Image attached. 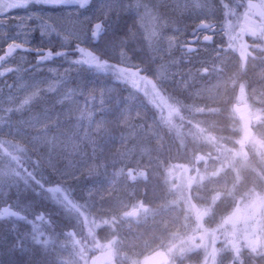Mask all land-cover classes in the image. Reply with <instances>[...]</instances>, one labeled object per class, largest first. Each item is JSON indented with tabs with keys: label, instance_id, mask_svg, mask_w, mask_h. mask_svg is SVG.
Listing matches in <instances>:
<instances>
[{
	"label": "rangeland",
	"instance_id": "1",
	"mask_svg": "<svg viewBox=\"0 0 264 264\" xmlns=\"http://www.w3.org/2000/svg\"><path fill=\"white\" fill-rule=\"evenodd\" d=\"M254 2H259V5L245 0L242 8L243 13H251V18L243 20L236 17L229 22L223 15L229 11L239 13L237 0L235 3L233 0H113L111 11L104 20L108 26L106 31L97 38L99 43L94 41L87 50L92 55H104L117 65L112 66L104 60L98 62L104 65L103 69L82 71L71 61H65L67 65H56L41 60V64L33 66L30 56V65L23 70V56L13 57L10 62L16 64L15 71L7 72L9 68H6L0 78L3 82L0 85V136L20 149L30 150L37 159V173H42L41 177L49 187L68 190L57 199V207L52 205L53 209L50 208L56 217L62 221L69 219L68 215L72 213L62 211L67 206L72 212L80 210V214H89L94 226L96 223L97 227L99 224L102 227L103 218L109 215L114 219L107 230L109 234L111 232L116 249L123 252L124 262L141 264L133 233L127 240L130 249H124V227L132 225L127 219L134 202L131 194L137 191L141 198L147 199L142 198L145 204L152 203L153 196L162 197V204L158 207L172 204L178 209L177 199H170L174 196L166 195L162 187L164 181H171L168 184L170 190L176 183L184 182L190 169L187 165L195 157L203 174L198 175L200 171L194 169V174L190 171L188 178L216 176L220 178L219 189L223 192L233 182L238 204L235 221L239 225L245 220L251 221L255 238L253 248L264 250L260 238L264 230V192L261 191L259 174L242 161L233 162L232 169L221 168L225 159L223 154L232 147L231 143L218 142L211 151L208 143L196 154L193 149L187 150L186 159L182 157L185 152L176 146L174 155L182 161L173 162L164 147L161 122L174 110L169 109L165 113L167 102L157 88L162 83L165 89L179 94L178 99L208 124L205 118H213L212 115L219 110L230 117L235 111L247 112V105L234 103L233 87L248 73L246 76L252 82L251 99L260 107L250 112L254 120L251 126L263 133L260 142L264 141V43L262 50H258L256 58L250 62L248 71L235 64L236 55L226 52L213 54L210 52L212 46L207 43L197 53L185 48L186 31L197 27L193 20L187 22L185 19L207 15L213 16L220 28L225 29L222 35L236 31L241 39L247 34L250 41L264 42V0ZM46 11L42 20H27L22 11L19 16L11 14L12 18L5 19L0 27V49L12 41L9 39L11 36L16 37L13 41L22 40L33 50L67 48L77 44L76 37L82 36L89 27L85 17L77 18L76 12ZM21 18H24V27H16ZM41 23L48 29L41 28ZM80 45L86 47L85 44ZM37 59L40 60L39 57ZM11 75L15 79L8 83ZM224 117L222 122H228ZM234 131V128L229 131L230 138L234 137ZM129 167L136 173L143 168L148 170L146 182L141 175L138 186H129ZM153 191L156 192L154 195ZM28 195L29 189L23 182L12 180L8 183L0 176V200L14 198L17 203L14 208L20 211L23 207V210L27 209ZM81 206L89 213L84 212ZM59 219L56 222L60 224ZM223 220V224H229L233 218ZM33 231L22 221L2 220L0 264H63L59 257L69 254L65 251L66 244L74 245V242L59 235L61 242L58 244L62 247L64 243L63 247L60 248L55 238L51 241L56 242V246L46 249L34 241L30 242ZM102 237L100 239L104 240ZM75 243L78 245L77 241ZM85 259L84 264H87L89 258Z\"/></svg>",
	"mask_w": 264,
	"mask_h": 264
},
{
	"label": "flooded vegetation",
	"instance_id": "2",
	"mask_svg": "<svg viewBox=\"0 0 264 264\" xmlns=\"http://www.w3.org/2000/svg\"><path fill=\"white\" fill-rule=\"evenodd\" d=\"M235 1L233 0V3ZM247 1L254 5H259V2L255 3L254 0ZM239 4L242 6L241 8ZM244 5L245 0H237V10L239 13L229 11L223 16L227 17V21L229 22H233L236 17H240L243 20L251 18L250 12H242ZM185 20L187 22L193 20L197 24V27H191L186 31L187 43L185 48L189 52L197 53L201 51L204 43L212 46L210 52L213 54H222L225 52L235 53L239 49L246 47L242 43L246 42L247 34L242 39L236 31H227V33L222 35L221 33L225 29L220 31V24L214 20L213 16L190 17ZM9 43H20L22 47L16 49L11 55H8L6 54V49ZM9 43L0 49V78L6 68H9L7 72L15 71L16 64L10 61L16 55L21 54L23 56V66L30 65L28 60L29 52H27L28 47L25 46L24 41L12 40ZM263 43V40H261L257 50H262ZM224 155L226 157L228 156L226 153ZM186 175L184 182H181V184L176 183L174 189H169L168 184L171 181H164L162 187L166 195L170 193L172 197L174 196V198L170 199H177L179 203L178 209L177 206L172 207V204L164 206V208L158 207V205L162 204L160 203L162 197L153 196L154 201L150 203V200H148L150 204H145L147 199L142 197L145 199L143 201L137 191L131 194L134 202L132 203L131 210L127 214V219L132 225L125 226L124 224L123 237L126 238L124 249L127 251L130 249L129 246L127 247V244L129 245V241L127 240L131 238L133 233V236L137 239L138 245H136V248L137 254L142 261L141 264H241L242 252H254L257 249L253 248L255 238L252 232V222L245 220L239 225L235 221V209L237 205L235 191L231 188L233 182L228 184L227 191L223 192L219 189L220 178L216 176L188 178L190 170H188ZM260 179L261 191L263 193L264 177L262 178L260 176ZM176 182L178 181L176 180ZM138 185L139 181L137 180V182H130L129 186L136 187ZM156 189L158 188L156 187ZM57 192L62 195L60 187H57ZM155 193L153 191V195ZM166 202L173 203L172 201ZM153 206L157 207L153 209ZM81 208H83L84 212L89 213L83 206ZM72 214V217L78 219V221L84 222V218H86L87 221L85 223L93 226L94 221L89 217V214H80V210ZM226 217L233 218V221L229 220V224H223V219ZM113 219L109 215H105L102 220L103 228L100 227V224L97 227L95 223L99 239L103 236L102 238L104 240L100 239L102 244L99 246L95 245L92 240L90 243L88 242L90 246H87L89 247L91 255L89 256L88 253H85L86 257L89 258L87 264H127L123 260V252H119L116 249L115 244L112 242L111 232L109 234L107 230L110 225H113V222L111 224V220ZM101 229L103 233L100 232ZM260 238H262V242L264 243V230ZM59 242L60 240H57V243ZM247 243L251 246H248ZM58 245L60 246V244ZM62 247L60 246V248ZM72 247L76 251L78 246ZM107 251H109V254L104 256L103 254ZM81 253L79 251L77 253L69 252V254L66 253L59 258L63 264H84L86 259Z\"/></svg>",
	"mask_w": 264,
	"mask_h": 264
},
{
	"label": "trees",
	"instance_id": "3",
	"mask_svg": "<svg viewBox=\"0 0 264 264\" xmlns=\"http://www.w3.org/2000/svg\"><path fill=\"white\" fill-rule=\"evenodd\" d=\"M221 23H223V21ZM220 31H222V29H220ZM249 37L250 36H247L246 42L244 43L246 47L233 53L236 55L235 64L237 63L236 65H238L241 70L245 71L250 70V62L256 58V52L260 50H257V48L261 40H259V42L250 41ZM76 45L77 44H71V46H68L67 48L46 47L42 49L43 51L40 48L35 50L28 48L27 52H29V57L31 56L32 58L31 63L33 66H36L35 64L37 63L41 64L42 61L38 60L37 58L44 54L46 55L48 52H52L53 55L50 59H47L46 62L51 61L56 63V65H67L68 63L65 61H71L73 64H75L74 61L81 59V54L76 50ZM79 46L82 48L81 45ZM58 52L63 53V55L57 56L56 53ZM93 56L97 57V60L100 63L105 60L106 63L112 66L117 65L115 61L110 60L104 55L101 56L97 53H94ZM26 67L27 66H23V70ZM78 67H80L82 71L98 68L95 65L89 64H78ZM246 75H243V81L237 83V85L233 87V99L237 106L240 104L247 105V112L250 113L252 111H257L260 107L255 105L251 99L250 92L252 88V82H250V77H247ZM14 79L15 78L11 75L9 77L8 83L13 82ZM2 83L3 82H0V85ZM159 85L160 86L157 88L163 93L165 102L169 103V105L166 103L164 106L166 107L165 113L169 109L174 110L172 114L165 116L163 115L164 117L161 122L162 134L164 135L165 143L164 147H166L169 158H171L173 162L175 161L176 163H180V161H182L179 159V157H175L174 155V148H176V146L179 147L181 151L185 152L182 156L185 158V156H187V150L193 149V152L196 154L197 151L201 152L208 143L210 151L213 149L214 144L218 145V142L220 144L231 143L232 147L225 152L228 156L226 157L224 155L225 153L223 154L225 159L223 160L224 164L220 165L221 168L225 167L226 170L232 169L231 165L233 162L242 161L244 164H248L253 167L259 174L258 176L264 177V141L262 140V142H260V138H262L263 133L257 131L254 126H251V124H254L251 113L249 116L247 112L235 111L230 117L229 115H224L223 112L219 110L216 111L215 115L211 114L213 118H205L206 122H209L208 124H205L203 120H200V118L195 116L194 112L190 111L187 104L181 102L178 99L180 97L179 94L172 93L169 88L165 89L162 83H159ZM221 115L223 118L226 116L229 121L222 122ZM247 126H249L250 129H247ZM232 128L235 129L234 133H232L234 134V137L230 138L229 135L231 132L229 131ZM229 139H231V141H228ZM29 151L30 150L27 151L25 148L20 149L18 145L7 141L2 136H0V161L2 165L0 167V176L8 181V183L12 180L21 181L29 189V195L27 196V209L23 210L24 207L20 208L22 211H18L14 208V206L17 204L14 201V198L8 199L6 201L0 200V213L3 207L9 206L18 211L20 214L19 218L9 216L0 219V222L5 219L24 222L27 226H30L32 230H34L32 232V239H30V242L34 241L35 243L39 244L40 247L42 245L43 248L46 247V249L48 247H55L56 242L52 243L54 241H50L45 243L43 240H55V238L60 240L58 239L59 235L61 238L65 237L66 240L74 242V245L66 244L65 251L71 253H77L79 251V253L82 252L81 254L83 257L87 258L85 253H88L89 256L91 255L89 247L87 246L91 240L94 241L95 245L97 246L102 244L94 224L92 226L89 223L86 224V221H78V219L72 217V214H69V219H66L65 221H62L55 216L56 213H53L52 209L53 206L57 207L56 203L57 201L59 202L57 199H60V194L57 192V187H49V185L46 184L44 177H41L42 173H37V159H35V157ZM187 167L190 168L189 170L191 171V174H194V169H197L198 172L200 171V168L197 165V160L195 161V157L193 158L192 162L188 163ZM200 173L203 174L202 171H200L198 175H200ZM231 188H233L235 191L234 184ZM61 190V194L63 192L68 193V190ZM243 198L247 200V197ZM20 206L22 207V205ZM59 207L61 208L62 206ZM64 210L68 213L74 212H72V210L67 206L62 208V211ZM57 219L61 220L60 224H65V226L61 227L60 224L56 222ZM90 223L92 224V222ZM39 225L40 228L38 227ZM75 241L78 242V245H76ZM62 245H64V243H62ZM23 246L25 247V245ZM72 246H78L76 248L77 250L74 251ZM241 255V264H264V250H256V252H242Z\"/></svg>",
	"mask_w": 264,
	"mask_h": 264
},
{
	"label": "snow or ice",
	"instance_id": "4",
	"mask_svg": "<svg viewBox=\"0 0 264 264\" xmlns=\"http://www.w3.org/2000/svg\"><path fill=\"white\" fill-rule=\"evenodd\" d=\"M112 2L113 0H0V27L3 26L5 19L12 18L11 14L19 16L17 10L22 11L24 18H27V20H42L47 12L46 10H69L76 12L78 13L77 18L79 16L85 17V21L89 23V27L83 32L82 36L78 35L76 37L78 41L76 50L81 54V59L74 61V63L81 65L96 64L98 68L103 69L104 65L99 64L97 57L93 56L87 49L94 41L98 44L99 39L97 38H100L106 31L108 26L105 25L104 20L107 18L108 12L111 11ZM24 18L20 19V24L16 27H24ZM93 24L94 27L92 26ZM41 28L47 30L48 26L41 23ZM61 31H63V28H61ZM15 38V36H11L9 39L15 40ZM81 43L85 44L86 47L81 48L79 46ZM21 47L22 44L20 43H9L6 54L10 55ZM52 55V52H48L46 55L40 56L39 59L47 60ZM56 55L62 56L63 53L58 52Z\"/></svg>",
	"mask_w": 264,
	"mask_h": 264
},
{
	"label": "water",
	"instance_id": "5",
	"mask_svg": "<svg viewBox=\"0 0 264 264\" xmlns=\"http://www.w3.org/2000/svg\"><path fill=\"white\" fill-rule=\"evenodd\" d=\"M7 50L8 49H6V52H7ZM147 174H148V170H146L144 168L141 169L140 171H138V173H136V170H134L132 167H129L127 169V175L129 176V178H128L129 182H137L138 177L141 176V175H142L143 181H146L147 180ZM9 216H13V217L19 218L20 214L18 213V211H16L15 209H13V208H11L9 206L8 207H3L2 211L0 213V218H5V217H9ZM108 254H109V251L105 252L103 255L107 256ZM100 258H99V260H100Z\"/></svg>",
	"mask_w": 264,
	"mask_h": 264
}]
</instances>
